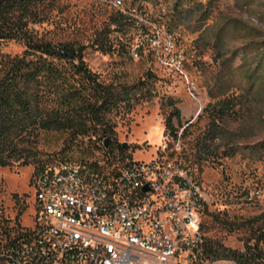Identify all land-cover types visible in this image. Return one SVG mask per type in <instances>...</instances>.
I'll list each match as a JSON object with an SVG mask.
<instances>
[{"label":"rangeland","instance_id":"1","mask_svg":"<svg viewBox=\"0 0 264 264\" xmlns=\"http://www.w3.org/2000/svg\"><path fill=\"white\" fill-rule=\"evenodd\" d=\"M177 1L123 0L120 8L116 0L30 4L34 16L20 25L24 33L35 41L81 49L85 66L102 84L138 95L120 103L104 125H93L87 135L43 132L41 163L92 162L106 171L128 160L149 162L168 144L166 157L188 167L209 196L203 237L213 246L241 253L264 231V88L254 93L243 73L264 64V0H217L212 5L210 0H185V15L173 25L169 20ZM117 11L126 12L128 19L115 26ZM24 33L1 43L5 55L25 53ZM178 62L196 86L197 100L190 96L186 75L174 73ZM212 91L219 98L212 100ZM170 99L181 111V124L173 118L182 127L178 139L166 130L174 112ZM228 99L232 108L219 120L223 129L212 141L208 131L213 118L205 109ZM121 145L127 149L122 151ZM232 149L236 154H230ZM198 154L205 160L198 161ZM35 172V165L0 167V226L34 227Z\"/></svg>","mask_w":264,"mask_h":264},{"label":"built area","instance_id":"2","mask_svg":"<svg viewBox=\"0 0 264 264\" xmlns=\"http://www.w3.org/2000/svg\"><path fill=\"white\" fill-rule=\"evenodd\" d=\"M121 7L122 3H114ZM174 73L186 75L178 62ZM190 96L196 86L186 75ZM180 149V145H178ZM162 154L111 170L59 161L36 174V222L0 238L4 264H235L204 253L209 196L184 164ZM21 248V240H30Z\"/></svg>","mask_w":264,"mask_h":264},{"label":"trees","instance_id":"3","mask_svg":"<svg viewBox=\"0 0 264 264\" xmlns=\"http://www.w3.org/2000/svg\"><path fill=\"white\" fill-rule=\"evenodd\" d=\"M34 1L40 0H0V167L35 165L36 175L48 167L41 163L38 151L39 137L43 132L64 131L74 137L87 135L93 125H104L106 116L120 103L135 99L138 95L134 90L118 93L102 84L85 66L81 49L35 41L28 31L24 33L20 25L24 19L34 16L30 11V4ZM134 1L142 3L148 0ZM184 1L178 0L174 4L169 20L173 25L179 24L185 15V10H182ZM214 1L217 0H210L209 5ZM125 13L117 11L113 25L124 24L128 19ZM21 33L24 35L20 39H25L28 46L25 53L21 56L5 55L1 43L17 39ZM61 48L71 58L62 55ZM243 69L244 66L238 70ZM243 73L254 93L264 88V64ZM210 97L213 100L219 95L212 91ZM140 98L145 99L143 95ZM230 103L231 99L216 100L211 108L205 109L213 118L208 131L212 141L218 138L223 129L220 121L223 122L228 116L232 108ZM170 104L174 106V112L167 118L166 130L178 139L182 127L177 128L173 118L176 117L181 124V111L176 107L177 101L170 99ZM189 126L183 130L184 135ZM107 143L108 139L103 143L104 147ZM120 149L125 151L127 147L121 145ZM230 154H236V150L232 149ZM196 158L198 161L205 160L199 154ZM82 163L98 169L92 162ZM20 232V227L0 226V238L10 240L14 235L18 238L22 235ZM254 242H248L245 251L240 253L229 251L221 245L213 246L204 238V253L215 260H234L235 264H264V231Z\"/></svg>","mask_w":264,"mask_h":264},{"label":"bare ground","instance_id":"4","mask_svg":"<svg viewBox=\"0 0 264 264\" xmlns=\"http://www.w3.org/2000/svg\"><path fill=\"white\" fill-rule=\"evenodd\" d=\"M116 2L122 3V5H123L122 0H116ZM30 247H31V239L30 240H21V248H30ZM0 264H4V260H0Z\"/></svg>","mask_w":264,"mask_h":264},{"label":"water","instance_id":"5","mask_svg":"<svg viewBox=\"0 0 264 264\" xmlns=\"http://www.w3.org/2000/svg\"><path fill=\"white\" fill-rule=\"evenodd\" d=\"M60 52L62 55L66 56L67 58H71V56L65 52V50L63 48L60 49ZM108 145V143L106 144V146Z\"/></svg>","mask_w":264,"mask_h":264}]
</instances>
